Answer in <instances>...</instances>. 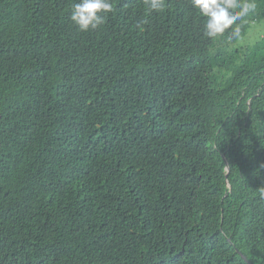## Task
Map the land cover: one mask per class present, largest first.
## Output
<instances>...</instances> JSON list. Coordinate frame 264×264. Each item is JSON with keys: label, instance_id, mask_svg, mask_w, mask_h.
<instances>
[{"label": "trees", "instance_id": "1", "mask_svg": "<svg viewBox=\"0 0 264 264\" xmlns=\"http://www.w3.org/2000/svg\"><path fill=\"white\" fill-rule=\"evenodd\" d=\"M77 2L0 0V264H264V98L230 138L204 129L222 105L178 107L209 81L264 97V0H227L240 41L181 0L82 32Z\"/></svg>", "mask_w": 264, "mask_h": 264}, {"label": "clouds", "instance_id": "2", "mask_svg": "<svg viewBox=\"0 0 264 264\" xmlns=\"http://www.w3.org/2000/svg\"><path fill=\"white\" fill-rule=\"evenodd\" d=\"M166 1V0H165ZM178 1V0H177ZM188 3L192 6L200 15L202 21L206 18L207 22L205 24V33L204 36L211 40L215 41L222 37H228L229 40H242L243 33L240 32L236 26L231 23L232 18L228 11L227 0L224 3H221L222 0H181ZM148 7L153 11H159L163 15L166 12L167 7H163V0H148ZM112 11V5L110 0H79V2L72 5L70 19L75 26L82 32H87L90 29L93 30V34L100 32L102 29L98 28L100 24L103 23L104 14H107ZM153 27H155L153 25ZM153 32H159V29H151ZM173 84L181 89L183 88V80L181 82H173ZM212 86H216V83L204 84L202 85L199 91H209ZM183 91V90H182ZM218 102L215 105V108L222 105L223 109L227 110V114H208V118L215 116V122L211 125L207 124L204 129L212 128V133L209 137V140L212 138V135L219 132L225 138H230L236 136L239 132L240 127V118L244 109V106L233 107L234 100L238 97V93L233 94H216ZM212 101H205L203 106L211 104ZM214 108V109H215ZM206 112L202 111L196 113V116L201 117L205 115ZM240 114V115H239ZM218 115V116H216ZM195 123L196 120H195ZM201 142H208L204 140V137H199ZM216 141V139H214ZM198 146H194L193 149H198ZM224 155V154H222ZM225 165L226 174L230 173V168L227 170ZM264 192V181L261 188ZM228 198H223L227 200ZM262 211L264 212V204L259 203Z\"/></svg>", "mask_w": 264, "mask_h": 264}, {"label": "bare ground", "instance_id": "3", "mask_svg": "<svg viewBox=\"0 0 264 264\" xmlns=\"http://www.w3.org/2000/svg\"><path fill=\"white\" fill-rule=\"evenodd\" d=\"M243 39L244 40H249L248 37H244ZM200 64H201V62L200 63H192V64H190L189 65V69H188L189 73L194 71ZM221 78H223L222 74L213 75V79L214 80H216V79H220L221 80ZM170 80L172 82H181L183 79L181 77H172ZM209 84H211V81H209ZM226 87H230L232 90H234V91H236L238 93V97L235 99L236 105L248 106V109L252 108V100L253 99H262V98H264L262 96V94H261L260 89H258L257 92H254L253 88L250 87L249 85L239 86V87L234 88L232 85L224 82V83H221L218 86H212L210 88V90L208 91V93H206L204 90L199 91L200 99H199L198 102L194 101V103H192L188 107H186V106H178V107L181 108L182 111H184V113L180 114L179 117L181 115L185 116L186 115L185 114L186 110L189 109L190 107H193V108L196 109V111L191 116L194 119L196 117V113H198L200 107H208L210 105L209 104V105L203 106V103L205 101H212L211 104H214V105H216L217 103H220V102H218V98L216 96V93H218L219 90L223 91ZM182 90H183V88L180 89V92H182ZM209 94L212 96V100H210ZM248 116H251V115H248ZM226 242L229 243L228 247H232V248L235 247L233 244H231L229 239H227ZM241 258H243L244 263L253 264L251 261H249L245 257V255L243 253H241ZM238 264H243V263H242V261H239Z\"/></svg>", "mask_w": 264, "mask_h": 264}, {"label": "water", "instance_id": "4", "mask_svg": "<svg viewBox=\"0 0 264 264\" xmlns=\"http://www.w3.org/2000/svg\"><path fill=\"white\" fill-rule=\"evenodd\" d=\"M227 170H229V169L227 168Z\"/></svg>", "mask_w": 264, "mask_h": 264}]
</instances>
